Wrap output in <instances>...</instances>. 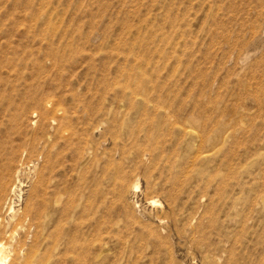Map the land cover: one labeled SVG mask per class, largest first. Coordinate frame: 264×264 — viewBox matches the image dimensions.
<instances>
[{
  "label": "rangeland",
  "instance_id": "obj_1",
  "mask_svg": "<svg viewBox=\"0 0 264 264\" xmlns=\"http://www.w3.org/2000/svg\"><path fill=\"white\" fill-rule=\"evenodd\" d=\"M5 161L32 264H264V0H0Z\"/></svg>",
  "mask_w": 264,
  "mask_h": 264
},
{
  "label": "bare ground",
  "instance_id": "obj_2",
  "mask_svg": "<svg viewBox=\"0 0 264 264\" xmlns=\"http://www.w3.org/2000/svg\"><path fill=\"white\" fill-rule=\"evenodd\" d=\"M18 146V145H17ZM33 146V145H31ZM10 147V146H9ZM8 147V153L10 152L11 153V149H9ZM34 147V146H33ZM17 149V147H14ZM13 148V149H14ZM29 148V147H28ZM20 149H25L24 148H20ZM27 149V148H26ZM31 149V148H30ZM10 150V151H9ZM35 150V149H34ZM16 151V150H15ZM19 151V150H18ZM21 151V150H20ZM27 151L25 150V153ZM32 152V151H31ZM28 153V152H27ZM33 153V152H32ZM7 154V153H6ZM14 154V153H12ZM11 154V155H12ZM17 156V154H15ZM24 155V154H23ZM29 155V153L27 154V156ZM14 157V155H12ZM26 156V155H25ZM11 157V156H10ZM20 157V156H19ZM19 157H16L18 158L19 160ZM23 157V156H22ZM21 157V158H22ZM30 157V156H29ZM43 157V156H42ZM7 158V156H6ZM32 158V157H31ZM47 158V156H46ZM25 159V158H24ZM7 160V159H6ZM11 160V159H10ZM10 160H7V161H10ZM14 160V159H13ZM29 160V159H27ZM44 160V159H43ZM22 161V160H21ZM37 161V160H36ZM47 161V160H45ZM11 162H14V161H10V164H13ZM19 162V161H18ZM28 162V161H27ZM33 162V161H32ZM44 162V161H43ZM6 163V161H5ZM24 163V162H22ZM22 163H20L22 165ZM9 164V163H8ZM6 163V166L8 165ZM9 164V165H10ZM15 164V162H14ZM37 164V163H36ZM17 165V164H16ZM12 165H10V169L14 168L15 166L13 165V167H11ZM20 166V165H19ZM34 166V164H33ZM37 166V165H36ZM44 166H47V165H44ZM5 167V169H6ZM49 167V166H48ZM4 168V167H3ZM2 168V169H3ZM8 168V167H7ZM45 168V167H44ZM5 169L3 170V173L5 172ZM11 169V170H12ZM22 168L21 166L15 169H13V173L9 172L6 173V176L7 174L12 175L10 177H14L17 181H18V184L16 185L15 183L11 184L10 187L8 188L7 185L5 183H7V180L6 182L2 179L4 177H1V174H0V264H32L33 261L36 259V255H37V250L35 249H29L28 250H24V244H23V240L21 241L20 239H16L14 237V234H13V231L15 232L16 229H20V228H23L24 225H26L25 227L26 228H29L31 229V227H34L36 230L39 229L41 227V215L39 212H37V210L34 209V204L32 202V199L29 200V197L32 196L30 195L29 197L26 196L25 200H23L24 197H21V191L19 190L18 186H20L19 182H21L19 180V176H20V172L22 171ZM7 170V169H6ZM1 171V170H0ZM8 171V170H7ZM33 171V170H32ZM20 173V174H19ZM5 175V174H4ZM40 175V173L38 174ZM5 176V177H6ZM22 176V175H21ZM8 177V176H7ZM51 177V175H50ZM35 178V176H34ZM41 177H39V182H41ZM7 179V178H6ZM13 179V178H12ZM37 177L35 180H38ZM4 181L3 182V185L5 184V186H3L1 184V181ZM9 182V181H8ZM37 183V181H35ZM11 183V182H9ZM9 183H7L9 185ZM24 184V182H23ZM38 184V183H37ZM37 184L36 187H37ZM40 184V183H39ZM38 184V185H39ZM34 185V186H35ZM44 185V184H43ZM23 186V185H22ZM36 187L33 188L35 189L34 191H36ZM47 187V186H46ZM45 187V188H46ZM39 188V187H38ZM37 188V189H38ZM41 188L42 189H45L44 187H42V184H41ZM40 188V191H42ZM132 188H134V190L137 189V185H134ZM32 191V193H36ZM45 191V190H44ZM56 191V189L54 190V192ZM60 191V189H59ZM131 191V189H130ZM41 193H44L43 191ZM58 193V192H57ZM132 193V192H131ZM30 194V193H29ZM36 195V194H34ZM38 196V195H37ZM61 196V194L59 195ZM33 197V196H32ZM30 197V198H32ZM35 198V197H34ZM38 198V197H37ZM37 198H35L37 200ZM13 199H17V203H21L22 202V206L21 208H18L17 206V210H15L14 207H16L15 205V202L13 201ZM35 201V200H34ZM40 203H44V201L40 202ZM36 204V203H35ZM38 204V203H37ZM43 205V204H42ZM36 208V207H35ZM40 208V206H39ZM25 230V229H24ZM32 230V229H31ZM20 231V230H19ZM30 231V230H29ZM26 232V231H25ZM37 232V231H36ZM34 233V232H33ZM34 235V234H33ZM36 235V234H35ZM27 236V234L25 235ZM24 236V237H25ZM39 236V235H38ZM34 237V236H33ZM26 238V237H25ZM37 237H35L36 239ZM28 239V238H27ZM34 239V238H33ZM3 240H6V244H3ZM32 240V239H31ZM35 242V241H33ZM31 244V243H30ZM30 247L33 248L34 244H36V242L32 245H30Z\"/></svg>",
  "mask_w": 264,
  "mask_h": 264
}]
</instances>
